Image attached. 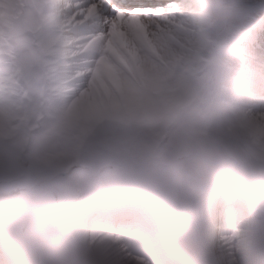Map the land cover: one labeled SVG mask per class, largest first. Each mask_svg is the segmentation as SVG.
Returning <instances> with one entry per match:
<instances>
[{"label": "snow or ice", "instance_id": "snow-or-ice-1", "mask_svg": "<svg viewBox=\"0 0 264 264\" xmlns=\"http://www.w3.org/2000/svg\"><path fill=\"white\" fill-rule=\"evenodd\" d=\"M153 17L173 18L143 0H0V264H151L181 193L126 148L166 69ZM223 248L264 264V222Z\"/></svg>", "mask_w": 264, "mask_h": 264}, {"label": "clouds", "instance_id": "clouds-1", "mask_svg": "<svg viewBox=\"0 0 264 264\" xmlns=\"http://www.w3.org/2000/svg\"><path fill=\"white\" fill-rule=\"evenodd\" d=\"M191 5L183 21L174 15L169 22L148 21L165 30L166 69L151 90L150 111L139 119L146 134L126 142L128 151L191 182L154 222L148 235L151 264H183L184 252L211 241L213 226L251 214L264 196V110L247 106L252 98H264V71L244 68L236 87L226 90L237 102L209 90L232 71L220 46L244 33L249 0H191ZM234 56L243 63L239 52ZM193 206L207 213L202 224L170 218L178 207Z\"/></svg>", "mask_w": 264, "mask_h": 264}, {"label": "bare ground", "instance_id": "bare-ground-1", "mask_svg": "<svg viewBox=\"0 0 264 264\" xmlns=\"http://www.w3.org/2000/svg\"><path fill=\"white\" fill-rule=\"evenodd\" d=\"M248 6L251 10V15L244 31L246 33L253 31L256 27H259L261 20L264 26V0H249ZM255 32H258V30H255ZM239 36L240 35H234L221 44L220 55L231 64L232 71L228 74L226 79L209 89L214 94L221 95L225 101L233 103L237 102L238 98L234 97L226 90L236 87V84H233V80L237 79L239 82L241 72L244 70L243 66L246 64H253L264 70V65H261L262 63L260 62V56H257L256 59L252 61L247 60L246 55L250 53L252 46L243 47V43L239 40ZM235 52L240 53V57L243 58V63H241V59L239 57L234 56ZM247 106L254 111L264 110V104H261L258 107H251L250 103L247 102ZM190 183L191 182L187 178L178 180L181 191L187 189ZM255 209L257 212L253 213V211L247 217L238 216L236 218L234 225H238V229L241 230L242 234L246 229L264 222V196H261L254 204L253 210ZM168 211L169 208L165 211V215H167ZM206 215L207 213L204 210L195 206L188 208L178 207L176 215L170 218L173 222L188 223L196 226L204 222ZM225 222L216 225L210 242L204 244L198 249L184 252L183 264H229L230 257L223 248V237L225 235L232 234L237 230V228L233 227L231 223L225 224Z\"/></svg>", "mask_w": 264, "mask_h": 264}]
</instances>
